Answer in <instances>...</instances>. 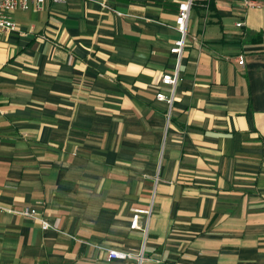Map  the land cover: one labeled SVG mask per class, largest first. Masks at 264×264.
Masks as SVG:
<instances>
[{
  "label": "crops",
  "instance_id": "crops-1",
  "mask_svg": "<svg viewBox=\"0 0 264 264\" xmlns=\"http://www.w3.org/2000/svg\"><path fill=\"white\" fill-rule=\"evenodd\" d=\"M46 0L0 35V264H264V0ZM106 6V7H105ZM241 22L240 26H236ZM239 56L243 63L239 64ZM156 179V181H155Z\"/></svg>",
  "mask_w": 264,
  "mask_h": 264
},
{
  "label": "built area",
  "instance_id": "built-area-1",
  "mask_svg": "<svg viewBox=\"0 0 264 264\" xmlns=\"http://www.w3.org/2000/svg\"><path fill=\"white\" fill-rule=\"evenodd\" d=\"M46 0H0V35L6 34L13 30L16 26L15 21L12 19V13L15 10H40ZM52 2H61L62 0H51ZM245 6H253L252 0H241ZM177 13L174 17V27L178 32V37L170 47V52L175 56V63L173 71L170 73H162L160 77V83L169 87L168 94L158 92L156 94L157 100L164 101L169 109L166 114L167 122L170 116V109L172 108L175 100V89L178 80L180 79V64L182 54L187 45L188 38V22L191 15V10L194 4V0H176ZM106 7V6H105ZM241 22H238L236 26H240ZM239 64L243 63V56H239ZM156 181V179H155ZM5 212L20 214L25 217H29L39 222L42 230H46L50 227L48 221L44 218L42 212L33 206H25L20 210L12 209L11 207H1ZM153 209V195L146 208H134L130 217L129 227L131 229H139L142 233L143 244L142 248L137 253L128 252L116 248H107L101 244H95V246L103 250L106 254L107 260L112 259H133L137 264H142L147 258L143 253V245L148 234V224L150 215Z\"/></svg>",
  "mask_w": 264,
  "mask_h": 264
}]
</instances>
